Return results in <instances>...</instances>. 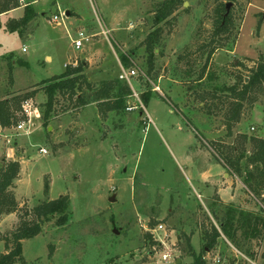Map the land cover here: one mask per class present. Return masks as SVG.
<instances>
[{"label":"rangeland","instance_id":"obj_1","mask_svg":"<svg viewBox=\"0 0 264 264\" xmlns=\"http://www.w3.org/2000/svg\"><path fill=\"white\" fill-rule=\"evenodd\" d=\"M30 1L37 15L22 32L11 31L9 25ZM161 1L0 0V100L19 91L37 92L28 128L1 130L10 142L0 139V166L4 159H20L21 169L13 187L20 209L0 219V255L26 211L64 194L71 203L68 223L47 222L39 234L23 239V260L17 264H192L189 244L202 252L210 222L219 228L212 209L221 215L223 203H234L260 211V200L240 177L209 165L222 164L220 152L231 146L250 154L253 143L244 134L264 138V91L250 94L252 102L244 103L229 134V92L222 89L234 85L237 75H248L235 66L239 61L251 67L264 59V0L224 1L232 3L233 28L217 38L226 43L203 74L207 54L197 48L212 34L217 0H185L159 24L164 33L148 71L140 44L159 26L153 9ZM80 32L88 40L76 49ZM122 53L131 54L128 69L136 72L131 83L138 96L128 103L138 106L101 118L91 102L79 113L42 124L44 80L81 60L88 62L85 70L93 82L118 77ZM210 170H218L215 187L222 188L226 179L239 187V202L224 201L213 187L204 192L197 180ZM248 248L253 263L264 264V239L245 242L238 251L222 236L214 248L206 247L204 258L207 264H230L237 255L235 264H246Z\"/></svg>","mask_w":264,"mask_h":264},{"label":"trees","instance_id":"obj_2","mask_svg":"<svg viewBox=\"0 0 264 264\" xmlns=\"http://www.w3.org/2000/svg\"><path fill=\"white\" fill-rule=\"evenodd\" d=\"M185 0H163L154 7L155 25L168 21L175 11L184 4ZM225 0H217L214 9L213 31L208 41H204L198 46V52L207 54L206 63L201 67L200 73H204L211 56L226 41L217 40L223 35H227L233 28L232 11L226 13ZM227 1V0H226ZM235 1V0H229ZM37 12L34 10L31 1L24 7L23 15L16 22H11L9 28L11 31L19 30L35 18ZM170 22V21H169ZM171 29V28H170ZM164 33L161 25L156 26L142 40L140 46H144L149 58L148 71L152 69L155 47L160 42ZM197 51V50H195ZM133 53V52H132ZM186 53V52H185ZM182 53L179 60H183L188 53ZM131 54H120V62L125 68L132 65ZM88 66L86 60H81L76 66L65 67L64 72L44 80L39 87L45 96V102L42 103L41 119L44 126L65 113H79L89 103H95L101 118H106L110 112L122 113L129 105L128 101L132 95V90L125 80L119 77L105 79L98 82L91 81L85 70ZM236 67H243L248 71L247 76L237 75L236 83L232 86H223V90L229 92L227 102L230 109L225 114V124L228 133L231 134L232 128L240 121L243 105L247 100L252 102L250 94L254 91H264V59L248 67L243 62L235 64ZM245 77L248 78L245 81ZM36 90L29 93H13L0 100V127L10 128L16 126L19 121L26 120L27 116L23 111V102L32 99L36 95ZM212 98L214 94H210ZM151 97V94L143 96L145 103ZM201 100L206 99V95H200ZM209 113V108L206 106ZM242 136L253 143L250 154L240 151L238 147H229L228 152H220L219 158L222 160L225 168L240 177L248 190L256 196L261 202L260 211L254 212L241 208L234 203H223L225 211L219 215L212 209L214 218L218 220L219 228L210 222V229L206 230L205 244L203 251L196 253L189 244L190 255L193 258L192 264H207L204 253L211 250L217 244V241L224 236L229 240L238 251H242L243 243L248 241H258L262 243L264 239V138L258 136ZM245 159V167L243 161ZM21 169L19 160H3L0 166V219L6 213L16 212L20 209L19 203L14 193V181L18 178ZM70 197L67 194L54 199L46 198L41 203L35 205L26 211L18 226L12 232L11 239L6 238L7 252L0 255V264H17L23 260L22 240L31 238L42 231L43 225L54 221L55 226H64L71 217ZM184 234V232L182 233ZM189 242V239H187ZM248 259H254V252L247 249ZM230 264H235L238 260L235 256ZM247 259V260H248ZM244 259L246 264L250 262Z\"/></svg>","mask_w":264,"mask_h":264},{"label":"built area","instance_id":"obj_3","mask_svg":"<svg viewBox=\"0 0 264 264\" xmlns=\"http://www.w3.org/2000/svg\"><path fill=\"white\" fill-rule=\"evenodd\" d=\"M103 34L107 35L109 34L108 31L106 30H103ZM80 35V38L76 39L74 41V44H75V47L76 49H80L83 45V40H88L87 36L84 35L83 32H80L79 33ZM136 74L135 70L134 69H128V68H125L122 64H121V72L119 73L118 77L121 79V80H125L128 82L129 86L131 87V90H132V95H135V96H138V93L136 92V90L133 88V84L131 83V78ZM23 111H24V114L27 116V120H22V121H19L18 124L16 125V128L18 130H21V129H24L26 127V129L28 128L27 127V123L30 122V116H32L34 114V108H33V104H32V100L28 99L26 101L23 102ZM136 106L138 105H135V104H129L127 107H126V110H132L134 109ZM1 130H3L2 127H0V139H2V137H5L6 141L9 143L10 140L8 139L7 136L3 135V133L1 132ZM8 139V140H7ZM40 151L42 153H47L46 149L45 148H41ZM158 227L161 229L163 226L162 225H158ZM166 258V257H165ZM167 259V258H166ZM248 259V258H247ZM248 261L252 264L253 261H251L250 259H248Z\"/></svg>","mask_w":264,"mask_h":264},{"label":"crops","instance_id":"obj_4","mask_svg":"<svg viewBox=\"0 0 264 264\" xmlns=\"http://www.w3.org/2000/svg\"><path fill=\"white\" fill-rule=\"evenodd\" d=\"M18 8H20V7H18ZM215 165L216 166H213V165H209V166L212 167V168L218 166V170H223L224 169L223 167H225L224 164L223 163L221 164L220 162H217ZM217 171H215V172H211V170L207 171L206 174H204L201 178H198V180H197L198 183L201 186H204L206 188V190L204 189V192H206V191L208 192L209 191L208 188H212L213 187L212 190H214L216 188L217 189L216 192L220 195V197L224 201L235 202V203L239 202L241 197H242L240 195V193H239V187L237 185L234 187L233 183L231 184V186L229 184H227V183H229L230 179H226L225 180L226 183L224 182L225 184H224V186L222 188L221 187L220 188L219 187H215V185L218 186V183L216 182L217 180L215 178L217 176V174H216ZM221 175L223 177H225L226 173L225 172H223V173L221 172ZM14 215L15 214L12 213V214H10L9 217H13Z\"/></svg>","mask_w":264,"mask_h":264},{"label":"water","instance_id":"obj_5","mask_svg":"<svg viewBox=\"0 0 264 264\" xmlns=\"http://www.w3.org/2000/svg\"><path fill=\"white\" fill-rule=\"evenodd\" d=\"M231 4H232L231 2L226 3V13H225V15L228 14V12H229V7H230ZM185 5H187V2H185ZM66 15H70V12H69V11H66ZM19 62H20V61H19ZM90 75H91V73L89 72V73L87 74V76L89 77ZM247 79H248V78H247ZM111 200L113 201V200H115V198L112 197ZM178 261H180V260H178Z\"/></svg>","mask_w":264,"mask_h":264}]
</instances>
